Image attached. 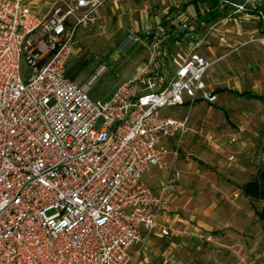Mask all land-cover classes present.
Listing matches in <instances>:
<instances>
[{
    "label": "built area",
    "instance_id": "built-area-1",
    "mask_svg": "<svg viewBox=\"0 0 264 264\" xmlns=\"http://www.w3.org/2000/svg\"><path fill=\"white\" fill-rule=\"evenodd\" d=\"M106 1H55L40 14L27 0H0V264H135L153 234H169L160 218L188 129L187 114L160 110L213 103V65L243 45L264 47V0H199V20L128 29L125 40L145 59L94 98V77L77 83L65 66L76 30L104 27L96 11ZM211 38L225 52L197 51ZM171 40L192 46L171 55ZM150 168L163 173L155 188L141 181Z\"/></svg>",
    "mask_w": 264,
    "mask_h": 264
},
{
    "label": "rangeland",
    "instance_id": "rangeland-1",
    "mask_svg": "<svg viewBox=\"0 0 264 264\" xmlns=\"http://www.w3.org/2000/svg\"><path fill=\"white\" fill-rule=\"evenodd\" d=\"M125 18L128 23V13ZM117 21L111 16L102 29L93 26L79 31L65 66L67 77L77 83L95 76L88 91L94 98L109 94L143 60V49L127 43L121 29L116 30ZM253 47L217 70L216 104L195 102L189 110L188 105L160 110L178 118L188 116V130L177 152L181 185L172 210L184 222L163 223L169 234L151 236L135 264L264 263V221L256 217L262 201L248 199L239 191L243 182L264 169V54L260 44ZM183 49V44L170 41L169 54ZM102 64L105 69L96 74ZM237 91L257 96H241ZM205 135L212 140L205 141ZM230 136L235 141L227 144ZM229 155L232 160L226 159ZM141 180L151 183L149 175ZM135 252L136 246L129 249L131 256Z\"/></svg>",
    "mask_w": 264,
    "mask_h": 264
},
{
    "label": "crops",
    "instance_id": "crops-1",
    "mask_svg": "<svg viewBox=\"0 0 264 264\" xmlns=\"http://www.w3.org/2000/svg\"><path fill=\"white\" fill-rule=\"evenodd\" d=\"M55 1H59L61 5H64L66 3L71 2L72 0H27V5L29 8H31L36 13H44L49 8V6L54 3ZM184 2V0H120L118 3H113L111 1H106L97 11L96 15L101 17L102 20H107L111 16H116L117 18V29L120 30V32H123V34L126 35V32L128 29H133L136 31H141L146 27L154 26L157 23H164L167 26L175 29L180 21L187 18L189 21L193 20L194 18L199 20L201 15L198 13L200 1L199 0H190L187 2L186 5H182L181 3ZM179 8V9H176ZM125 13L129 14V22H126ZM191 15H195L194 17H191ZM121 20L123 21V24H121ZM195 20L194 22H196ZM243 28H246L247 25L243 24ZM82 31V29H77L76 33L74 35V43H73V49L77 44V35L78 32ZM125 38V36H124ZM184 49L187 48V46L191 47V43H183ZM254 44H246L241 47H239L237 50H234L228 54H226L220 61H218L213 67L209 70L208 77L206 79V84L209 89H211L216 94V100L213 103L210 104H216L218 102L217 100V93H216V87L220 75H218L217 70L220 67L227 66L229 64V61L232 60V62H236V57H238L241 54H245L249 51H251ZM140 47V46H139ZM143 49V60L145 59V50L143 47H140ZM197 51L205 56H216L222 54L224 51V48L219 46L216 43V39L211 38L209 45H199L197 47ZM264 54V47H262V51ZM73 53V52H72ZM142 60V61H143ZM137 65L138 66L142 63ZM135 69V70H136ZM134 70V71H135ZM132 73V72H131ZM129 73L128 75H130ZM128 75L124 76L126 78ZM67 76V75H66ZM217 77V78H216ZM70 79H73L72 77H69ZM123 79V78H122ZM243 95H249V97L257 96L253 95L252 93H249L248 91H237V95H241L239 93H243ZM236 93V92H235ZM242 96V95H241ZM259 96V95H258ZM216 102V103H215ZM202 104L203 102H199ZM205 103V102H204ZM200 104L198 106H200ZM209 104V103H207ZM188 130V129H187ZM187 132V131H186ZM186 134V133H185ZM184 134V135H185ZM229 136V135H227ZM184 137V136H183ZM234 137V136H233ZM235 138V137H234ZM227 141V139H226ZM169 150L173 147L172 142L169 141L168 143ZM231 144V143H227ZM180 146V145H179ZM179 149V148H178ZM170 157V155H169ZM228 157V156H227ZM226 157V159H227ZM177 158V156H176ZM176 158L174 159L173 168L176 169L178 172V168L176 167ZM233 159V156H232ZM230 159V160H232ZM228 160V159H227ZM149 175L151 179V183L146 185L143 184L146 187L149 188H155L158 183L161 181L163 177V173H160L156 171L154 168H150L146 173H144L143 176ZM142 176V177H143ZM142 181V180H141ZM143 183V182H142ZM181 185L180 177L177 181L176 190L172 197L169 200V203L165 210L163 211L161 218H160V224L162 225L170 223V222H184L177 213H173V201L175 200V193L178 192V188ZM240 191V188H239ZM241 192V191H240ZM168 225V224H167ZM164 226V225H162ZM196 226H200L198 223H196ZM167 227V226H165ZM198 228L195 227L194 230H197ZM153 237H161L158 235V232L152 235Z\"/></svg>",
    "mask_w": 264,
    "mask_h": 264
},
{
    "label": "trees",
    "instance_id": "trees-1",
    "mask_svg": "<svg viewBox=\"0 0 264 264\" xmlns=\"http://www.w3.org/2000/svg\"><path fill=\"white\" fill-rule=\"evenodd\" d=\"M214 3L215 1L212 0L210 6L214 5ZM215 15V11L211 10L205 18L211 19ZM239 94L243 95L244 92ZM239 188L244 197L262 201L259 210L256 211V217L258 220L264 221V169L257 170L255 175H253L249 180L243 182Z\"/></svg>",
    "mask_w": 264,
    "mask_h": 264
},
{
    "label": "water",
    "instance_id": "water-1",
    "mask_svg": "<svg viewBox=\"0 0 264 264\" xmlns=\"http://www.w3.org/2000/svg\"><path fill=\"white\" fill-rule=\"evenodd\" d=\"M93 77H95V76L93 75Z\"/></svg>",
    "mask_w": 264,
    "mask_h": 264
}]
</instances>
